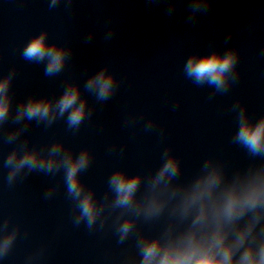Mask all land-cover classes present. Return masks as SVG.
Wrapping results in <instances>:
<instances>
[{"label":"clouds","instance_id":"clouds-1","mask_svg":"<svg viewBox=\"0 0 264 264\" xmlns=\"http://www.w3.org/2000/svg\"><path fill=\"white\" fill-rule=\"evenodd\" d=\"M57 2L51 0V6ZM208 4L209 0H191L192 12L206 10ZM47 36L46 31L35 35L26 44L23 57L37 63L47 59L45 74L51 76L62 71L69 52L56 42L49 43ZM237 57L235 49L227 53H193L185 62L184 71L198 85L207 82L218 92L226 91L228 75ZM14 75L13 70L0 78V129L10 117L20 125L4 137L5 143L16 142L4 160V167L10 169L9 184L21 172L54 174L63 168L67 192L79 210L75 223L85 221L91 228L106 208L110 213L119 210L114 223L120 242L134 234L137 221L165 218L164 227L158 233H136L139 259L130 257L126 264H264V162L252 163L229 176L221 161L208 157L197 175L180 183L174 181L181 175V160L166 149L161 166L146 181L142 172L130 175L124 169L114 171L108 181L114 198L109 200L106 193L103 201H98L94 190L86 189L79 175L91 162L88 149L74 155L70 149H65L62 141H56L45 152L29 147L27 139L20 141L21 134L33 120L51 125L67 113L69 128H79L89 114L88 100L82 98L79 84L69 83L56 99L29 97L19 103L13 114L10 87ZM85 88L98 100H107L116 88L115 74L103 67L87 80ZM238 118L239 127L233 142L246 149L251 157L264 161V116L253 120L246 108L240 107ZM151 126V123L147 125ZM142 183L146 185L145 190L138 194ZM103 224L102 220L101 227ZM4 227H7L6 222ZM15 237L13 231L5 238L0 256L7 254Z\"/></svg>","mask_w":264,"mask_h":264}]
</instances>
